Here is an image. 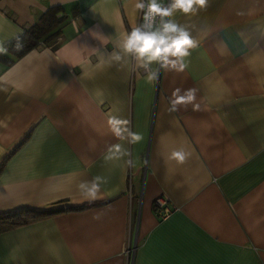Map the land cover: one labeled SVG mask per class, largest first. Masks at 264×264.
<instances>
[{
    "label": "crops",
    "instance_id": "crops-1",
    "mask_svg": "<svg viewBox=\"0 0 264 264\" xmlns=\"http://www.w3.org/2000/svg\"><path fill=\"white\" fill-rule=\"evenodd\" d=\"M135 3L0 0V213L61 210L2 231L0 264H264V0L175 12L198 45L152 82L111 59ZM53 7L56 36L15 57ZM177 88L199 110L170 111Z\"/></svg>",
    "mask_w": 264,
    "mask_h": 264
},
{
    "label": "clouds",
    "instance_id": "clouds-1",
    "mask_svg": "<svg viewBox=\"0 0 264 264\" xmlns=\"http://www.w3.org/2000/svg\"><path fill=\"white\" fill-rule=\"evenodd\" d=\"M207 3L208 0H170L169 4L164 6L159 0H136L135 8L143 11V22L122 35L116 45L119 51L112 53L111 59L120 62L125 57L131 58L137 67L147 72L148 82L156 80L161 69L184 71L187 67L185 58L191 54V49L197 47L198 41L184 26L170 17L177 11L194 14L206 7ZM154 64L158 65L155 70L152 67ZM195 101L196 89H187L181 93V89L177 88L173 91L169 110L175 112L180 106L187 107L189 104L193 110H199L200 105ZM128 135L133 142L142 139L139 133L130 130ZM173 156L183 162L186 153L181 150L174 152ZM80 187L83 189L86 185L81 184ZM97 191L98 185L94 181L91 187L87 188L86 194L94 198Z\"/></svg>",
    "mask_w": 264,
    "mask_h": 264
},
{
    "label": "trees",
    "instance_id": "trees-1",
    "mask_svg": "<svg viewBox=\"0 0 264 264\" xmlns=\"http://www.w3.org/2000/svg\"><path fill=\"white\" fill-rule=\"evenodd\" d=\"M59 11V7L50 8L26 35L9 43L7 48L13 52L15 57H18L25 51L35 47L41 39L48 41L50 38L55 37L57 28L64 20L62 16L57 15ZM0 59L2 58L0 57ZM5 61L8 62V60ZM58 211L61 210L22 209L0 213V233L10 227L27 224Z\"/></svg>",
    "mask_w": 264,
    "mask_h": 264
},
{
    "label": "built area",
    "instance_id": "built-area-1",
    "mask_svg": "<svg viewBox=\"0 0 264 264\" xmlns=\"http://www.w3.org/2000/svg\"><path fill=\"white\" fill-rule=\"evenodd\" d=\"M159 2L164 5V6H167L170 2V0H159ZM143 22V11H141V14H140V23ZM154 209L156 211V213L158 214L159 217H166L168 216V214H170L171 212V207L169 206V203L168 201L160 196L158 198H156L154 200Z\"/></svg>",
    "mask_w": 264,
    "mask_h": 264
}]
</instances>
